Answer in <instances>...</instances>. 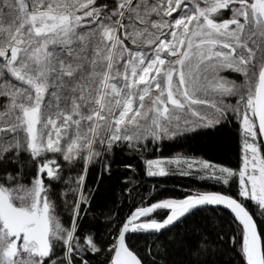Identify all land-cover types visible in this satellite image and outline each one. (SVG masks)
I'll use <instances>...</instances> for the list:
<instances>
[{"label": "snow or ice", "instance_id": "snow-or-ice-1", "mask_svg": "<svg viewBox=\"0 0 264 264\" xmlns=\"http://www.w3.org/2000/svg\"><path fill=\"white\" fill-rule=\"evenodd\" d=\"M230 113L243 126L241 167H201L224 185L234 180L239 197L264 211V0H0V264H76L80 252H99L92 234L78 233L87 165L103 160L108 172L116 147L142 149ZM57 156L84 165L68 227L57 212ZM161 164L148 160L147 175H166ZM208 206L234 214L245 264H264L253 215L218 193L136 208L111 264H142L126 234L171 232ZM207 244L201 234L190 254Z\"/></svg>", "mask_w": 264, "mask_h": 264}, {"label": "trees", "instance_id": "trees-1", "mask_svg": "<svg viewBox=\"0 0 264 264\" xmlns=\"http://www.w3.org/2000/svg\"><path fill=\"white\" fill-rule=\"evenodd\" d=\"M242 137L240 118L229 115L220 125L200 128L153 145L147 143L142 149L116 147L108 156L107 162L111 165L108 172L103 170V160L87 165L84 181L87 200L81 206L78 233L92 234L100 251H82L80 256L87 264H108L110 248L118 229L135 208L163 199H181L206 192H221L238 199L251 212L258 231L264 236V211L253 202L239 197L234 180L224 185L186 175H147L148 160L169 158L176 154L199 157L208 163L237 170L241 164ZM62 161L63 180L54 182V191L57 193L58 215L64 226L68 227L73 217L70 205L77 197L67 191L75 188L73 181L84 171V165L81 163L83 161L75 165ZM28 168L31 169L30 163ZM71 174L73 178L66 180ZM62 193H67V196ZM65 200L67 203H64ZM163 216L161 210L152 214V218L157 220ZM201 234L208 240L209 250L197 258L190 253ZM240 235L241 226L232 213L207 208L190 216L179 229L166 230L156 238L129 235L126 243L142 264H192L195 259L204 264H245L240 254ZM80 256L76 264H80Z\"/></svg>", "mask_w": 264, "mask_h": 264}, {"label": "rangeland", "instance_id": "rangeland-1", "mask_svg": "<svg viewBox=\"0 0 264 264\" xmlns=\"http://www.w3.org/2000/svg\"><path fill=\"white\" fill-rule=\"evenodd\" d=\"M223 75L229 76L231 74L229 73H223ZM234 78V76L232 77ZM224 102L227 104H235L236 103V99L235 97H225L223 98ZM230 116H233L235 118H240L238 114L235 113H230ZM193 120H195L196 118H192ZM185 128H187V130H185ZM200 128H205V127H196L194 124H189V125H182V127L176 131L175 135H172L171 133L169 134V136L164 137L161 140H149L146 142V144H150L153 145L155 143H159L160 141H165V140H169L172 139L174 137H177L179 135L185 134V133H189L192 132L194 130L200 129ZM241 128H242V133H243V137H242V149H241V164L240 167L242 165V156H243V143H244V132H243V126L241 124ZM257 142L259 143V139L257 140ZM51 155V154H50ZM58 163H60L62 161V159L60 157H56ZM153 160H160L162 162L161 166L164 168L165 172L167 173L166 175H171V174H175V175H186V176H191V177H197L202 179H207V180H213V181H218L219 183H222V181L217 180L212 173L211 169L205 170L201 167V161L206 162L205 160L199 158V157H191V156H185V155H181V154H176L172 157L169 158H159V159H153ZM171 161V163H170ZM62 163H66L64 161H62ZM79 163V162H77ZM83 164V162H81ZM208 163V162H207ZM211 164V163H209ZM69 165V164H67ZM189 165H191V167H189ZM214 165V164H211ZM217 166V165H215ZM218 167H222V166H217ZM146 168H147V162H146ZM218 175V173H217ZM79 176V175H78ZM77 176V177H78ZM165 176V175H164ZM71 178H73V174L69 175L68 177H66V180H70ZM67 192H71L70 190H68ZM155 219V218H154Z\"/></svg>", "mask_w": 264, "mask_h": 264}, {"label": "water", "instance_id": "water-1", "mask_svg": "<svg viewBox=\"0 0 264 264\" xmlns=\"http://www.w3.org/2000/svg\"><path fill=\"white\" fill-rule=\"evenodd\" d=\"M258 139H259V141L261 140V139H264V137H258ZM206 193H218V194H223V193H221V192H206ZM226 195V194H225ZM168 199H173V198H168ZM181 199H183V198H181ZM163 200H165V199H163ZM177 200H179V199H177ZM160 201H162V200H160ZM147 206H149V205H147ZM147 206H145V207H147ZM208 208H216V209H223V210H227V211H229L230 212V210H228V209H226V208H224V207H222V206H219V207H213V206H208ZM136 209V208H135ZM135 209L133 210V211H131V213L129 214V216L126 218V220L124 221V222H126L127 221V219L131 216V214L135 211ZM247 209V208H246ZM248 210V209H247ZM159 211V210H158ZM231 213V212H230ZM250 214H251V212H250ZM234 215V214H233ZM255 220V219H254ZM164 231H166V230H164ZM163 231V232H164ZM129 235H147V236H155V238L159 235V234H155V233H151V232H135V233H132V232H130V233H128V234H126V238L129 236ZM117 237H118V232H117V234H116V237H115V239H114V242H113V244L116 242V239H117ZM112 244V245H113ZM127 244V243H126ZM111 245V246H112ZM131 250V249H130ZM132 251V250H131ZM134 253V252H133ZM135 254V253H134ZM113 255H114V253L111 251V256H110V259H109V261H108V264H111V259H112V257H113Z\"/></svg>", "mask_w": 264, "mask_h": 264}]
</instances>
